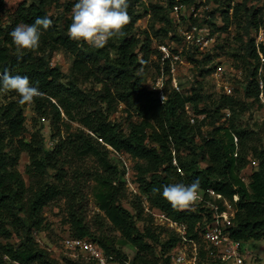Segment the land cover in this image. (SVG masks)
<instances>
[{
    "label": "trees",
    "instance_id": "1",
    "mask_svg": "<svg viewBox=\"0 0 264 264\" xmlns=\"http://www.w3.org/2000/svg\"><path fill=\"white\" fill-rule=\"evenodd\" d=\"M53 1L0 0V74L7 71L26 75L37 84L42 95L30 105L37 117L51 122V139L56 141L53 148H47L42 128L27 138L25 111L30 105H21L15 93L6 92L8 101L0 104V264H56L40 246L37 235L48 229L45 208L57 202H64L70 231L65 238L92 240L119 264H170L171 254L181 240L173 231L154 225L145 203L183 225L189 239L199 241L197 227L205 218H211L204 206L176 210L154 191L162 192L167 184H191L197 179L199 192L206 199L210 191L229 202L239 195L231 229L234 240L244 244L264 240L263 138L241 123L243 115L260 101L259 70L264 71V64L256 35L264 29V7L254 9L248 5L260 0H242L222 11L226 21L231 17L230 10L236 20L244 14L249 39L233 56L245 74L244 99L235 94L223 93L217 99L206 95L196 77L190 90L181 85L180 91L168 89L164 103L158 92L147 85V72L152 66L158 70L154 81L164 77L167 84H172L171 62L159 51L160 45L172 44L174 51L184 47L183 61L192 69L201 68V77L215 70V42L206 51L189 44L172 15L176 5H183L185 15L181 20L188 27L181 24L180 29L206 27L211 33L210 20L202 22L189 13L190 7L198 11V0H168L167 7L147 8L145 14L151 16L153 35L147 31L142 37L134 34L142 18L136 11L140 0H128L130 20L125 35L109 40L103 49L72 41L68 36L71 21L61 24L62 18L49 15L48 6ZM44 16L52 24L43 32L39 47L18 58L9 33L20 23L32 24ZM159 37L169 41L154 47ZM238 41L243 42L242 38ZM260 53L264 56V45ZM56 54L73 58L70 74L51 65ZM88 83L99 89L83 88ZM202 104L205 107H200ZM121 106L126 119L119 121L115 115ZM187 107H191V114ZM192 117L196 119L194 124ZM206 126L209 131L204 130ZM23 154L29 158L25 171L29 181L18 169ZM113 155L134 162L131 180L137 187V196L133 211L122 204L125 170ZM250 158L257 162L255 167L248 166ZM88 162L92 166H86ZM89 182L93 183L91 194L99 212L97 222H93L99 236L93 233V224L87 221L83 207ZM138 222L145 224L143 229ZM107 223L119 234L120 242L110 233ZM119 243L135 251L133 260L118 248ZM65 264L93 263L71 258Z\"/></svg>",
    "mask_w": 264,
    "mask_h": 264
},
{
    "label": "rangeland",
    "instance_id": "2",
    "mask_svg": "<svg viewBox=\"0 0 264 264\" xmlns=\"http://www.w3.org/2000/svg\"><path fill=\"white\" fill-rule=\"evenodd\" d=\"M241 2L242 0H232L230 3L226 2L225 0H219V2L216 0H198L197 1V4L199 6L198 11H196L195 7H190V12H189L190 14H192L193 12V15H196L200 19V21L204 22L205 19H208L211 21L210 23L213 24V25L210 24V29H211L210 34L215 42V48L212 51V55L214 56V63L212 68L214 67L215 70L213 71L212 74H205V76L201 77L199 74L201 68L192 69L190 68L191 66H189L188 64L179 66L178 70L176 71L177 82L179 85H181L183 89L190 90L193 87L194 82L197 80L196 77H199V81L203 88V93L206 95H210L215 99H217L219 95L225 92L224 86L230 85V87L234 89V94L237 97L244 99L245 74L241 69H239L241 63L233 57L235 54L241 52L240 49L245 47L249 39V37L247 36L244 30V27L246 26L245 19L244 17H242L244 16V14L243 13L240 14L238 18L239 20H236L234 16H232L233 10H230L229 14L231 17L228 21L225 20L224 15L222 14V11L228 10L229 5L231 8H233L235 5ZM75 3H76L75 0H54L53 4L48 6L49 15H51L54 19L62 18L61 24H66V20L71 21V12ZM152 5H160L162 7H167L168 0L139 1L136 7V11L142 14V18L138 21L134 31V34L137 37H142L143 34L147 31L152 33V27L150 25L151 16L150 14H145V10L147 8H150ZM248 5L249 7H254V9H259L264 7V0H260L257 3L255 2L253 3L250 1ZM211 13H213L212 16ZM181 17H182L181 15H179V17L176 16L174 17L178 20L179 31L185 30L184 28L180 29V27L182 26L188 27L186 24L184 25L183 20H181ZM186 19H188V16L186 17ZM237 23H242V25L240 24L241 25L240 26ZM181 24L182 26H180ZM156 29L159 28L157 27ZM180 32L182 33L183 31ZM252 34L253 33H251V35ZM172 35L173 33L170 34L169 37H172ZM241 38L243 42L238 41V39ZM115 39L116 38L112 40ZM155 39L156 40L153 39L154 47L157 44L169 41V39H163L160 37ZM181 49L183 50L184 53L186 52L184 47H182ZM72 63H73V58L71 56L66 54H56L51 62V65L53 67L59 66L62 72L68 75L70 74ZM157 75H158V70L155 68V66H152V68H150V70L147 72V79H148L147 85L149 84L152 85L155 82L154 79L157 77ZM262 78L264 79V72ZM168 86L169 89H171L172 84H168ZM92 87H95L93 86V83L92 84L88 83L83 85V88L86 89ZM95 88L99 89V87H95ZM8 98L9 95L6 92H0V104H3L6 101H8ZM251 102L253 101L250 100V103ZM200 107H205V105L202 104V106ZM122 109L123 106L120 107L119 112L115 115V118L119 121L126 119V117L123 116V114L120 112ZM225 113L228 114L227 111ZM25 115L27 118V122H26L27 130H28L27 138H30L31 134L34 133L36 129L42 128L43 134L45 135L46 138V147L53 148L56 141L51 139L52 136L51 122L42 119L40 117H37L31 105L26 108ZM241 123L243 124L244 127H247L252 131L259 133L260 135L259 139L263 138L262 141L264 145V100L260 98L259 102L254 103L250 108V110H248L243 115ZM73 127L76 128L77 125L74 124ZM125 128L126 125L124 129ZM204 130L209 131V127L206 126ZM113 157H115L118 160V163L120 161V166L122 169H124L122 158L120 159L117 156L119 158L118 159L114 155ZM127 160L131 167L132 165L134 166V162L132 160L130 159ZM256 164L257 162L251 159V163L248 166L255 167ZM28 165H29V158L27 154H23L18 169L26 181H29V178L25 173ZM86 166L90 167L92 166V163L88 162ZM92 186L93 183L91 182H89L85 186L86 198L84 200L83 207L87 214V221L93 224L91 226L93 233L96 236H99V233L96 231L97 227L94 226L93 223L96 221L95 216L99 214V212L95 206L94 199L91 194ZM125 188H126V193L122 198V204L127 209L133 211V203L135 202L134 196H137L134 190H137V187L133 184L130 178H126V172H125ZM43 216L45 217L48 223V229L42 233H39L37 235V240L39 241L40 246L49 252L51 258L54 259L56 264H65V261L71 258L73 259L74 255L69 253L62 245L63 239L70 233L69 225L67 224V220H66L64 202L53 203L50 206L46 207L43 212ZM145 216L147 217L146 220H149L146 214ZM102 223L105 225L104 221H102ZM107 225H108L107 228L109 229L110 233L113 236L118 237L117 240L118 242H120L119 234L113 232L111 225L109 223H107ZM138 226L140 229H143L145 224L143 222H138ZM166 234L167 233H164V235H162L163 241L166 239ZM13 243H16V241H13ZM118 246H119L118 248L125 255H127V257L130 260H133L135 256V251L133 249L121 243H119ZM245 247L253 257V259L247 260V264H264V240L249 241L245 243ZM6 264H14V263L6 262Z\"/></svg>",
    "mask_w": 264,
    "mask_h": 264
},
{
    "label": "built area",
    "instance_id": "3",
    "mask_svg": "<svg viewBox=\"0 0 264 264\" xmlns=\"http://www.w3.org/2000/svg\"><path fill=\"white\" fill-rule=\"evenodd\" d=\"M185 6L176 5L172 15L179 17L184 16ZM193 13V12H192ZM196 17V15H194ZM181 34L186 41L192 45L199 46L201 51H206L214 39L211 37L210 31L206 28L192 27ZM189 40V41H188ZM257 49L260 54L261 63L264 64V56L260 53V46L264 45V29H260L256 35ZM173 45H160L159 51L165 59L171 62V75L173 89L180 91V86L177 82L176 71L179 66L186 64L183 61V50L180 47L178 51H174ZM181 49V50H180ZM263 69L259 70V89L261 91L260 98L264 100V79ZM167 80L164 77L158 78L152 85L153 91L158 92L161 101L164 103L168 98ZM225 94L227 96L234 95V89L230 85H225ZM187 111L191 114V107H187ZM195 117L191 118V123L194 124ZM126 178H132V168L126 157L122 156ZM176 164V161H174ZM243 181L248 182L245 178ZM137 193V190H134ZM240 200L239 195L233 197V202L224 200L223 196L214 191L209 192V199H206L202 193H198L197 199L189 207L202 205L207 210L206 213L211 215V218H205L203 223L197 227L200 239H189L186 235V228L183 225L173 222L162 212L151 209L145 203L146 212L153 218L154 225L158 228H164L168 231H173L179 238L180 243L171 254L170 264H247V260L253 259L251 253L247 251L245 244L236 241L232 238L231 229L233 227L236 209L235 204ZM64 248L76 259H85L93 264H119V261L113 256L107 255L94 241L89 239H76L67 237L63 240ZM73 258V259H74ZM127 264H131L128 262Z\"/></svg>",
    "mask_w": 264,
    "mask_h": 264
},
{
    "label": "clouds",
    "instance_id": "4",
    "mask_svg": "<svg viewBox=\"0 0 264 264\" xmlns=\"http://www.w3.org/2000/svg\"><path fill=\"white\" fill-rule=\"evenodd\" d=\"M128 0H76L71 12L69 38L88 46L103 49L109 40L125 35L129 23ZM52 24L48 16L37 17L32 24L20 23L10 33L17 57L36 50L43 32ZM0 91L12 92L21 105H30L40 97L37 84L30 82L26 75H13L5 71L0 74ZM199 179L191 184L173 183L154 189L176 210L189 208L197 199Z\"/></svg>",
    "mask_w": 264,
    "mask_h": 264
}]
</instances>
